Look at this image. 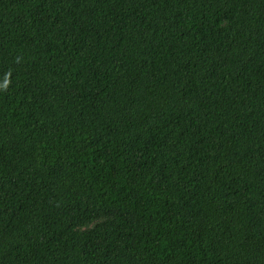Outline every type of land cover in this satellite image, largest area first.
Returning <instances> with one entry per match:
<instances>
[{
  "label": "trees",
  "instance_id": "trees-1",
  "mask_svg": "<svg viewBox=\"0 0 264 264\" xmlns=\"http://www.w3.org/2000/svg\"><path fill=\"white\" fill-rule=\"evenodd\" d=\"M0 264H264V0H0Z\"/></svg>",
  "mask_w": 264,
  "mask_h": 264
}]
</instances>
